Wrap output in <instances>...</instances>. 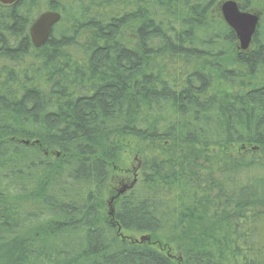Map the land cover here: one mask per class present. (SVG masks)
<instances>
[{
  "label": "trees",
  "instance_id": "16d2710c",
  "mask_svg": "<svg viewBox=\"0 0 264 264\" xmlns=\"http://www.w3.org/2000/svg\"><path fill=\"white\" fill-rule=\"evenodd\" d=\"M224 1L0 4V264H264V26L240 51Z\"/></svg>",
  "mask_w": 264,
  "mask_h": 264
},
{
  "label": "water",
  "instance_id": "95a60500",
  "mask_svg": "<svg viewBox=\"0 0 264 264\" xmlns=\"http://www.w3.org/2000/svg\"><path fill=\"white\" fill-rule=\"evenodd\" d=\"M17 1L18 0H0V4L3 6H10ZM219 12L224 24L234 33L238 43V49L240 51H247L259 23L258 15L241 11L234 0L224 1L219 7ZM59 20L60 15L52 11L41 12L34 19L29 26L28 36L31 45L35 49L41 48L46 43L52 28ZM129 189H131V186L125 187L123 192ZM109 215H111V212ZM142 239L143 238L140 240Z\"/></svg>",
  "mask_w": 264,
  "mask_h": 264
},
{
  "label": "rangeland",
  "instance_id": "374dc122",
  "mask_svg": "<svg viewBox=\"0 0 264 264\" xmlns=\"http://www.w3.org/2000/svg\"><path fill=\"white\" fill-rule=\"evenodd\" d=\"M216 12L217 11H215V14ZM250 13L257 14L260 22L262 23V26H264V19L261 12L259 13L255 10H252L250 11ZM227 153H229L230 156L234 157L235 151L227 150ZM142 157L143 155L140 154L138 156L131 147L126 148L124 152L122 149V153L120 154L118 162L112 166L113 171L111 177L109 178V181L106 184V188L103 194V203L105 206V210H113L118 198L120 196H123V193H125L123 192V189H125V187L133 185L132 183H135L136 175L139 174V170L141 169ZM255 178H264L263 171L248 172L246 175L242 176L241 180L247 183H254L251 179ZM134 239L138 240V237H134Z\"/></svg>",
  "mask_w": 264,
  "mask_h": 264
}]
</instances>
